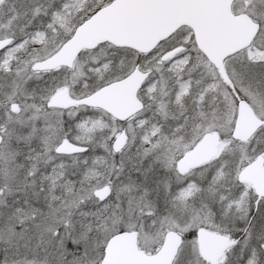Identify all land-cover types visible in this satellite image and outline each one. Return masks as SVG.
I'll return each mask as SVG.
<instances>
[{"label":"snow or ice","instance_id":"6c2138e0","mask_svg":"<svg viewBox=\"0 0 264 264\" xmlns=\"http://www.w3.org/2000/svg\"><path fill=\"white\" fill-rule=\"evenodd\" d=\"M0 264H264V0H0Z\"/></svg>","mask_w":264,"mask_h":264}]
</instances>
